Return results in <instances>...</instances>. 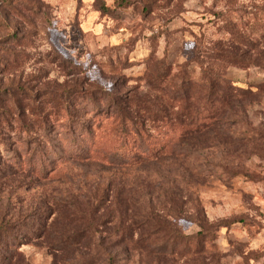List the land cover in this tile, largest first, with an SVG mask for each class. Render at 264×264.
I'll list each match as a JSON object with an SVG mask.
<instances>
[{"label": "rangeland", "instance_id": "rangeland-1", "mask_svg": "<svg viewBox=\"0 0 264 264\" xmlns=\"http://www.w3.org/2000/svg\"><path fill=\"white\" fill-rule=\"evenodd\" d=\"M263 25L264 0H0V111L18 109L14 91L35 119L50 113L40 132L48 151L59 153L61 172L53 179L0 172V264H104L110 256L114 264H264V89L255 87L264 71L228 69L255 93L242 96L236 121L194 131L180 144L176 95L182 70L197 76L222 63L217 41L232 31L258 39ZM112 99L130 114L124 140ZM2 124L4 143L14 145L16 129ZM137 128L150 148L172 137L180 154L150 166L63 163L78 148L96 153L126 141L131 158L134 143L145 144ZM98 184L103 199L95 207L89 201ZM126 207L142 221L124 237ZM92 219V240L51 248L50 233L57 239Z\"/></svg>", "mask_w": 264, "mask_h": 264}, {"label": "trees", "instance_id": "trees-1", "mask_svg": "<svg viewBox=\"0 0 264 264\" xmlns=\"http://www.w3.org/2000/svg\"><path fill=\"white\" fill-rule=\"evenodd\" d=\"M232 35L234 36L233 38L229 37L232 39H226L225 42L223 40L217 41L214 46L213 52L217 58H220L216 59L222 60L223 58L224 60L222 63H208L206 67L201 68L197 76L194 75V72L190 74L185 70L181 71L182 79L179 85V93H175L178 97L177 101L180 102L182 107L180 110L181 112L177 115L179 122L182 123L178 144L194 131L202 132L204 129L210 131L211 128H217L227 121H236L239 114L237 113L238 109L242 111V96L255 93L252 85L243 88L236 84V81L227 75L226 72L232 67H256L264 71V30L259 34V38L254 40H240L239 33L235 31L230 32V36ZM160 77L161 76L157 79H160ZM156 85L155 79L149 81L150 89H155ZM255 87H257L258 90L264 89V81L258 82ZM9 95H12V104L16 105L18 109H10L5 112L0 111V172H2V175H5L8 171L25 175L35 174L37 177L44 179L58 178L61 175V172H59L60 158L56 159L59 153L48 151L47 147L49 145L44 142V137L40 132V125H46V122L49 121L47 119L50 113H38L39 115L37 116H40V118L37 120L35 119L37 113L28 111L26 107L22 106L20 99L15 96L14 91H11ZM176 95H174V97H169V99L176 100ZM112 101L118 109V113L115 114V119H118L121 124L117 132L119 133V138L124 140L128 137L130 132L128 128L125 127L126 125L124 126L125 119L130 118V114L117 106L113 99ZM145 101L149 103L148 100ZM202 103L205 104L203 107H201ZM202 108L204 111H201ZM68 116V121L71 122L72 125L67 127V134L73 137L72 135L74 134L71 133L75 131L76 127L73 124H76V121L71 119L70 115ZM2 122H6L8 128L11 127L16 129L20 139L13 140L10 134L8 137L10 140L12 138L11 141L14 145H7L4 143L8 141V139L4 137L6 133L4 132L5 126ZM85 131L89 132L87 129H85ZM133 132L138 135L137 137L141 138L139 139L140 142H145V144L141 145L138 143L135 145L134 143V147L130 150L132 154L131 158H128L127 154L123 153L122 148L126 146V141L121 147L115 145L113 148L108 147V149L105 148L96 153L82 151V148L80 149L77 147L76 154L70 156L69 160L71 161H63V163L72 162L74 165L97 163L107 168H115L123 165L150 166L170 160L180 154L178 144H174V139L170 136H168L166 140H162V142L160 141L156 146L154 145L150 148L149 145H152V143H150L149 139H145V137L141 136L142 130L137 128ZM76 140L77 137H73L72 144H74ZM5 151H10L11 153L5 155ZM108 185L109 184L105 183L104 188L106 190L108 189ZM98 188L99 184L97 188L93 190L92 198L89 201V204L95 207H97L103 199V195H99V191H96ZM58 204L62 212L68 217H78V209L72 208L67 203ZM128 210L129 209L126 207L124 213L119 216L122 223L124 220L131 221L127 226V234H125L124 237L128 235L131 236V228L133 225L142 221L136 213H130ZM141 217L145 219L143 215H141ZM97 232L98 224L95 219H92L83 229L75 230L73 233H63L60 237H57V239L53 238L50 233L47 239L51 241V248L53 249L56 246L59 248L67 246L74 247L80 245L79 242L88 235H90L89 237L92 240ZM177 234V231L174 230L171 231L168 236L173 240ZM196 235H202V230L198 231ZM198 248L199 247H197L196 250H198ZM113 261V257L110 256L104 264H114ZM66 264L82 263L72 260L68 261Z\"/></svg>", "mask_w": 264, "mask_h": 264}]
</instances>
